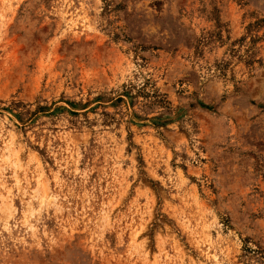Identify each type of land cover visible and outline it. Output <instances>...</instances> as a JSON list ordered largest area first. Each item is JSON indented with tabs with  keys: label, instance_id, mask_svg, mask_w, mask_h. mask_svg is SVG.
I'll return each mask as SVG.
<instances>
[{
	"label": "rangeland",
	"instance_id": "374dc122",
	"mask_svg": "<svg viewBox=\"0 0 264 264\" xmlns=\"http://www.w3.org/2000/svg\"><path fill=\"white\" fill-rule=\"evenodd\" d=\"M0 264H264V0H0Z\"/></svg>",
	"mask_w": 264,
	"mask_h": 264
},
{
	"label": "bare ground",
	"instance_id": "6f19581e",
	"mask_svg": "<svg viewBox=\"0 0 264 264\" xmlns=\"http://www.w3.org/2000/svg\"><path fill=\"white\" fill-rule=\"evenodd\" d=\"M15 156H17V155H15ZM17 158V157H16ZM35 209V208H34Z\"/></svg>",
	"mask_w": 264,
	"mask_h": 264
}]
</instances>
